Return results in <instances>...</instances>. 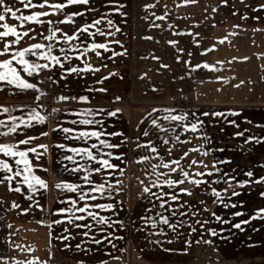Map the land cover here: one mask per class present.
<instances>
[{"label":"crops","instance_id":"0c3cea01","mask_svg":"<svg viewBox=\"0 0 264 264\" xmlns=\"http://www.w3.org/2000/svg\"><path fill=\"white\" fill-rule=\"evenodd\" d=\"M9 2L11 3V0ZM50 2H56V0H50ZM119 2L126 5L122 11L127 15L122 17L119 13L114 12L112 14L110 18L121 31L115 36L107 37V39L119 40L120 45L113 44L111 47L117 53L126 52V54L101 60L89 50L82 59H87L93 67H98L100 69L98 72L86 71L80 73L79 76L67 75L66 78L60 79V70L57 68L52 73H41L38 78L42 81L38 87L44 95L61 92L69 97L86 95L89 100L79 102L70 99L68 103L54 106L52 110L55 108L59 111L53 112L51 110L49 114H46L40 107L37 111L46 117V122L34 124L32 128L26 129L29 135L47 132L46 136H40L31 145H27L28 147L37 144L48 145L47 154L39 162L48 171L43 172L38 168L34 169L35 174L49 185L47 192L40 190L39 193L34 194V199L44 205L46 211H40L33 205L29 212H21V209L32 204V201L26 199V186L20 185L22 191L17 193L9 190V182L0 183V193L8 201L19 205V208H10L7 253L18 261L31 260L33 257L42 261L47 257L50 258L51 255H56L70 264H77L78 261H82L83 264H98V261L101 260L105 261L106 264H205L207 261L213 264H264V219L257 218L250 220L246 225L242 224L243 231L232 227L240 220H247L256 209L264 208V198L259 195L260 192H264V183H253L243 189L235 188V186L230 188L229 195L233 190L241 192L240 196L232 197L233 201L242 200L244 202L243 207L238 206L236 208H224L220 204H213L212 201L215 198L203 185L200 188H194L188 183L179 185L178 187H185L192 191L191 196L178 193L180 202L187 201L189 205L199 209L196 216L184 217L193 224V227L197 228V232L188 235L187 227L181 228L179 230L181 235L175 238L172 244H168L165 242L166 239H172L174 236L170 230L166 237L154 236L151 234L153 230L150 225L144 224L141 220V217L151 214L145 209L152 207L154 201L150 202V198L141 199L138 197L141 184L137 177L147 185L149 179L145 177L144 173L150 171V165L158 163V161L153 159L135 162L140 156L152 155L146 148L136 147L137 143L148 139L156 142L158 151L164 155L165 160L179 158L189 148L202 143L195 138V134L184 133L180 139L184 140L191 136L193 137L191 143L170 145L172 151L171 157H169L166 151L169 146L161 145L156 140L155 129L149 127L146 119L144 123H140L145 117V113L150 112L153 107H174L192 111L242 109L240 117H228L230 120H236L239 127L228 124L221 118L202 117L206 121L204 131L212 140L211 144H204V149L223 148L225 151H212L208 155H202L201 152H189L181 164L186 167L187 162L195 158L196 160H203L205 164L211 166L214 159L226 157L231 160V163L219 167L223 171H232L237 179H249L244 175L249 170L253 172V178L264 176V167L261 166L264 165V142L250 141L247 144L244 143V140L250 135L264 136V128L255 126L257 123H264V10L251 11L256 5L264 4V0H228L227 5H221L220 0H196V3L187 5L180 4V0H158V2L157 0H119ZM145 4H155V7L145 10L143 8ZM165 5L167 6V17L163 20H154L150 13H154L156 16L163 15ZM13 6L21 8L19 4ZM82 7L69 6L66 11H76ZM213 7L217 8L216 12H212ZM34 10L47 11L46 8H21L25 15ZM233 11L236 12L235 15H232ZM245 13L249 19L241 20V15ZM97 15L98 13H87L84 18L77 17L75 18V26L78 27L85 20L90 22ZM145 16H148L147 20L143 18ZM252 16H260L261 19L253 20L251 19ZM41 19L55 21L63 19V14L58 13ZM153 22L161 25V27H149V24ZM7 23L18 24L19 22L9 18ZM169 24L172 25L171 28L168 27ZM233 25H239V27H233ZM58 26L69 34L74 28L72 24H60ZM28 27H34L37 33L43 30L45 35L47 34L46 24L39 26L26 23L24 28ZM100 27L105 31L109 30L105 28L103 23ZM254 29L260 30L254 31ZM180 32L184 34H174ZM197 33L199 35H196ZM57 35L59 34L57 33ZM143 37H152V39ZM11 38L8 37L7 39ZM81 39L85 40L86 43L90 42L86 36L81 37ZM94 39L97 42H103L105 37L95 36ZM168 40H175L178 43L173 46L166 43ZM220 40L223 42H219ZM194 41H199V44L197 45ZM34 42H40L38 34L35 40L23 37L18 47H26ZM44 43H48V41H44ZM212 45H215L214 50L203 51ZM177 48L184 51L177 53ZM189 53H191L190 56ZM102 55L107 57L110 56V53H103L102 51ZM177 55L180 56L179 62L176 60ZM153 56L159 59H153ZM243 57L248 59H242ZM185 60H190L192 65L208 62L216 65L220 70L211 71L200 68L187 75L189 69L184 65ZM217 61L224 63L222 65L217 64ZM71 63L83 67L80 61L75 58L72 59ZM102 64L106 67H101ZM162 64H166L168 67L162 68ZM110 72L116 73V75L108 76ZM49 75L52 76V81L56 82L48 80ZM102 76L108 78L97 83L96 81ZM217 76L227 78V83L222 80L217 81ZM240 81H244V83L240 84ZM249 81L251 82L249 83ZM233 85L239 86L234 87ZM153 86L157 89L156 91H152ZM99 88H104L106 91H88V89ZM217 89L220 91H216ZM36 95L37 93L33 90L22 92L5 84L4 88L0 90V105L6 107L7 112L0 113V120H6L9 115L20 116L28 110L27 108L20 109V105L36 107L37 102H34ZM116 95H128V103H109V99ZM180 98L185 99L186 102L193 101L194 103L177 104L176 101ZM83 108H103L106 110L119 108L121 110L115 117H108L101 113L89 118L102 119L106 125L104 127L105 132H122L123 137L102 138L108 139L111 143L123 141L120 148L112 151L125 154L123 161H112L120 164L123 168V175L116 174L109 178L110 182L116 179L122 181L119 187L123 191L113 193L111 200L105 197L96 201H88L90 204L111 203L113 200L118 202L112 211L95 210L101 215L109 217L113 221L112 227L105 226V232H99L96 228H92L87 237L82 233L88 229L68 225L66 221L61 224H51L49 227L51 221L62 219L64 215L53 214L54 209L69 207V198L78 200L76 192L58 190L52 186L59 181L82 184L79 177L83 175L80 172L64 171L60 167L56 162L57 159L61 155H71V153L58 149L54 145L85 146L83 141L65 139V133L53 129L57 128V124L74 130L95 127L71 123V121L79 119L78 115L74 113H78ZM244 117H248L252 123H246ZM209 120H212L213 123L209 124ZM6 122L10 123V121ZM144 128H149L150 135L148 137L141 135ZM244 129L248 130L244 136H234V133ZM68 135L71 136L72 133ZM124 137L127 139L125 140ZM21 138V135L10 133L7 136H0V144L15 143V140ZM94 142V139L90 140L89 144ZM19 147L24 148L26 146L19 145ZM38 151L43 150L38 149ZM0 159H8L11 163L10 158L4 157L2 153H0ZM76 159L83 163L79 157ZM64 163L68 168L74 166L68 161ZM91 166L96 167L98 165L92 164ZM200 170L203 171L202 168ZM160 171H164V169L161 168ZM4 175L7 174L0 172V177ZM173 175L175 178V174ZM91 178L96 182H102L100 174L93 173ZM19 179L20 177L14 178L11 181V187H16V181ZM84 187L88 186L84 185ZM213 187L219 189L225 185L216 184ZM152 190L156 191V189ZM200 200L204 201L203 205L199 203ZM120 201L123 203H119ZM83 203L84 201H79L77 207ZM205 207L208 209L206 212L203 211ZM185 210L191 211V209H181V211ZM235 211H243L244 215L233 217L231 213ZM212 212L226 220L227 223L214 220L211 215ZM176 219L179 220L181 217L177 216ZM198 219L208 221L205 228L216 229L219 235L210 236L206 231L200 229L195 223ZM38 221H43V223ZM117 221H122L123 226L121 227L116 223ZM76 223H91V220L85 216V220L76 221ZM66 227L69 230L68 233L63 231ZM221 229L223 231H220ZM107 232L112 233V237H109L112 239L111 244L104 240L99 245L92 242L94 238L106 236ZM69 233L71 234L70 239L57 238L62 235H69ZM113 237H120V239ZM221 237H227V239H221ZM186 239L192 241L187 253L164 251L160 244L154 243L155 240H160L163 248L182 249L185 246L183 241ZM205 240H211L212 244L203 243ZM196 241L201 242L196 243ZM77 244L80 245L79 249L76 247ZM64 245H68V247H64Z\"/></svg>","mask_w":264,"mask_h":264},{"label":"snow or ice","instance_id":"6c2138e0","mask_svg":"<svg viewBox=\"0 0 264 264\" xmlns=\"http://www.w3.org/2000/svg\"><path fill=\"white\" fill-rule=\"evenodd\" d=\"M158 2V0H157ZM189 3H196V0H180V4L187 5ZM19 4L23 9H47V11H31L30 14H23L21 8H16L13 5ZM221 5H227L228 0H220ZM69 6H83L80 10L76 11H66ZM126 5L119 2V0H56V2H50V0H0V90L4 88V85H11L20 91L33 90L37 93L35 96L34 102H38L41 99V96L44 95L41 92V89L38 87V84L42 83L38 78L41 73L48 72L52 73L55 69L60 70V79L66 78L67 75H77L80 73L90 71L98 72L100 69L98 67H93L87 59H82L86 53L90 50L96 57L103 59H111L117 55H124L126 52L117 53L111 47V45L116 44L120 45L119 40H108L107 37L115 36L121 31V29L115 24L113 19L110 17L112 14L119 13L120 16H126L127 13L123 12L122 9ZM179 6V5H177ZM155 7V4H145L143 8L145 10ZM165 10L163 15L156 16L154 13H150L154 17V20H163L167 17V6L165 5ZM245 7H248L245 5ZM103 9V10H102ZM264 10V4H258L256 7L252 8L251 11L257 12ZM217 8L213 7L212 12H216ZM58 13L63 14V19H57L53 21L52 19H41L42 17H50L52 15H57ZM87 13H98L97 16L93 17L91 21L85 20L78 27H76L77 17L84 18ZM236 12L233 11L232 15H235ZM11 18L15 21H18V24H9L7 20ZM145 20L148 19V16L143 17ZM207 18V17H206ZM241 20L249 19L247 13L241 15ZM253 20H260V16H252ZM47 25V34L45 35L44 31L41 30L39 33L36 32L34 27L24 28V25ZM104 24L105 28L109 29L105 31L100 27L101 24ZM60 24H72L74 26L73 30L69 34L64 31L58 25ZM215 26V25H213ZM149 27L160 28L161 25L156 23L149 24ZM169 28L172 27L171 24L168 25ZM233 27H239V25H233ZM19 29V30H18ZM94 29V31H93ZM260 29H254V31H259ZM31 33V35H29ZM57 33L59 35H57ZM37 34L40 36V42H34L28 44L26 47H18L23 37H28L30 40H35ZM178 35L184 34L183 32L174 33ZM196 35H199L198 33ZM89 38L90 42H85L81 37ZM101 36L105 37L103 42H97L94 37ZM12 37L11 39H7ZM145 39H152V37H143ZM48 41V43H44ZM197 45L199 41H194ZM219 42H223L220 40ZM166 43L175 46L178 42L175 40H168ZM122 47V45H121ZM215 49V45H212L210 48L204 49V52H208ZM103 53H110V56H103ZM177 53H182L184 50L181 48L176 49ZM189 56L191 53L188 54ZM32 57L34 59H30ZM80 61L83 67L79 65H74L71 63L72 59ZM153 59H159L158 57L153 56ZM236 59V58H233ZM242 59H248L243 57ZM177 62L180 61V56H176ZM223 61H217V64H223ZM184 65L189 69V72L186 73L190 75L191 71L196 69L204 68L211 71H218L216 65L209 64L208 62H201L195 65H192L190 60H185ZM101 67H106V65H101ZM162 68H167L168 65L162 64ZM23 74V75H22ZM116 75V73L110 72L108 76ZM30 78V79H29ZM82 78V77H81ZM108 77L102 76L97 83H101L103 80ZM142 78V77H141ZM48 80L52 81V76L47 77ZM183 79V77H180ZM217 81H223L227 83V78L217 76ZM35 81V82H32ZM56 82V81H52ZM251 81H249L250 83ZM203 83V81H201ZM244 81H240V84H243ZM238 87L239 85H233ZM157 89L153 86L152 91ZM88 91H106L104 88L99 89H88ZM216 91H220L217 89ZM60 101H67L69 99L87 102L89 97L86 95L80 96H64L61 95L58 97ZM117 100L120 97H116ZM41 105L36 104V107H29L26 105H20V109L27 108L26 112H23L20 116L9 115L6 117V120H0V136H7L10 133L21 135V139L15 140V143H5L0 144V153L4 157L10 158L11 163L8 159H0V172L6 173L0 177V183L9 182V190L20 193L22 191L20 185L26 186L27 193L26 199L32 201V204H29L27 208L21 209V212L27 213L32 209L33 205L38 208L40 211H46L44 205H41L38 201L34 199V194L43 190L47 192L48 183L41 179L40 176L35 174L34 169H40L43 172H47L48 169L44 167L40 162L42 157H44L48 152V145L37 144L35 146L28 147L33 141L39 139L40 136H46L47 132H40L39 135H29L26 129H30L34 124H43L46 122V117L41 115L38 108ZM53 112H58V109H53ZM121 110L119 108L106 110L103 108L92 109V108H83L78 113V120H73V124L81 125H92L95 127L83 128L80 130H74L70 128L61 127L60 124H57V128L53 129L60 130L65 133V139H74L81 140L85 146L81 147H72L66 144H56L54 147L62 149L66 152L71 153V155H61L57 159V163L64 171L71 172H80L83 173L79 179L82 181V184L71 183L66 181H59L55 183L52 187L58 190H68L76 192L78 196L77 199H71L69 207H60L53 210V214H64L62 219H56L50 222L51 224H61L63 221H66L68 225L75 227H83L88 229L82 235L85 237L90 235L92 228H96L99 232H105L107 226L108 228L112 227L113 221L105 215H101L100 212L95 211L96 209L102 211H112L117 206V201L113 200L111 203H88V201H96L97 199H107L111 200L113 193H120L123 191L119 185L122 184V181L116 179L114 181L109 180L110 177H113L116 174L123 175V168L120 164L113 163V160L123 161L124 153L114 152L113 149H118L121 147V143H111L108 139L102 137H123V133L119 131L105 132L104 127L105 122L97 120L94 118L104 113L108 117H115ZM242 109H226L225 111L217 110H207V111H192V110H181L174 107H153L150 112L145 113V117L140 121L144 123L145 119L150 128L155 129V138L160 142L161 145L169 146L166 148V151L171 157L172 148L170 145L175 143H191L193 137L189 136L184 140H181L180 137L184 133L191 132L195 134V138L202 141L201 144L196 147L189 148L188 151H185L179 158H171L165 160L164 155L158 151L157 144L154 140L148 139L141 143H137L136 147L146 148L152 155L150 156H140L135 161L137 163L143 161H151L153 159L157 160L158 163H153L150 165V171H145L144 175L149 179L147 185L144 184V181L139 180L141 184V191L138 193V197L141 199L150 198V202L154 201L152 207L145 209L146 212L151 213L146 217H141V220L146 225H150L151 232L154 236H167V232L170 230L174 236L172 239H166V243L172 244L174 239L181 235L180 229L187 227V234L191 235L192 233L197 232V228L193 227V224L184 219L186 216H196L199 209H196L194 206L189 205L187 201L180 202V196L178 193H182L187 196L192 195V191L185 187H178L185 183L193 185L194 188H200L202 185L211 193L215 198L213 199V204H220L224 208H236L238 206L243 207V201L237 200L233 201L232 197H238L241 195V192L233 190L230 195L228 194L229 189L239 188L243 189L245 186H249L253 183H264V176L254 177V174L251 170L246 171L244 175L249 179H237L235 174L232 171H223L219 166L230 164L231 160L228 158L223 159H214L211 166L205 164L203 160H196L193 158L187 162V166L181 164V161L188 156L189 152H201L202 155H208L212 151L223 152V148H207L204 149V144H211L212 140L205 131L206 121L202 117L209 118H221L226 123L239 127L237 121L228 119V117H240ZM7 112V108L0 105V113ZM156 114V115H153ZM246 123H252L248 117H244ZM10 121V123L6 122ZM209 124L213 123L212 120L208 121ZM256 127L264 128V123H257ZM179 129V132H177ZM247 129L243 131H237L234 133V136L240 137L244 136V133L247 132ZM72 133L71 136L68 134ZM141 135L148 137L150 135L149 128H144L141 132ZM95 140L94 143H90V140ZM126 140L127 138L124 137ZM139 139V138H137ZM250 141L260 143L264 142V136L258 137L255 135H250L247 139L244 140V143L247 144ZM19 145H25L26 147L20 148ZM42 149L43 151H38ZM203 150V151H202ZM31 154V156H30ZM79 157L80 163L77 161ZM65 161L71 162L74 166L68 168L64 163ZM92 164L98 166L92 167ZM264 167V165H261ZM164 171H160V169ZM203 169L201 171L200 169ZM15 169V170H14ZM100 174L102 182H96L91 177L92 174ZM175 174V178L174 175ZM20 177L16 181V187H11V181L14 178ZM224 184L225 187L216 188L213 185ZM38 185V187H37ZM87 185L88 187H84ZM152 189H156L153 191ZM259 195L264 198V192H260ZM79 201H84L82 205L77 207ZM176 202V203H173ZM119 203H123L120 201ZM201 205L204 204L203 200H200ZM12 207L19 208V205L15 202L12 203ZM181 209H191V211H181ZM203 211H208L205 207ZM79 213V215H77ZM212 218L220 223H227L226 220H223L215 212L211 213ZM233 217L243 216V211L232 212ZM85 216L90 218L91 223L77 224L76 221L85 220ZM179 216L181 219L177 220L176 217ZM257 218L264 219V208L256 209L247 220H240L239 222L232 225V227L243 231L241 228L242 224H248L250 220ZM43 223V221H38ZM121 227L123 226L122 221H117ZM195 223L199 226L200 229L206 231L210 236H218L219 232L213 228H205V225L208 223L206 220H196ZM10 227V225H8ZM142 230V229H141ZM65 233H68V228H64ZM220 231H223L221 229ZM71 234L62 235L57 237L58 239L67 240L70 239ZM111 232H107L106 236L100 238H94L93 243L99 245L102 240L106 241L108 244L112 243ZM114 239H120V237H113ZM221 239H227V237H221ZM201 241H196L200 243ZM154 243L160 244L162 250L164 251H179L187 253L188 247L191 245L192 241L184 240V247L182 249H171L163 248V245L160 240H155ZM203 243L212 244L211 240H205ZM68 247V245H64ZM77 249L80 248V245H76ZM113 247H115L113 245ZM215 250V249H213ZM31 251V249H29ZM123 251V249H121ZM113 259H119L118 257H112ZM0 262L3 264H8L7 257H0ZM12 264H46V262L39 261L38 258L33 257L31 260L18 261L13 260ZM77 264H83L82 261H78ZM98 264H106L105 261H98Z\"/></svg>","mask_w":264,"mask_h":264},{"label":"rangeland","instance_id":"374dc122","mask_svg":"<svg viewBox=\"0 0 264 264\" xmlns=\"http://www.w3.org/2000/svg\"><path fill=\"white\" fill-rule=\"evenodd\" d=\"M12 207V202L8 201L6 197L0 193V257H7L8 264H12L13 258L7 253V241H8V225L10 220V208ZM46 264H70L64 262L62 259L58 258L56 255H51L50 258H45L42 260ZM3 264V262H0Z\"/></svg>","mask_w":264,"mask_h":264},{"label":"built area","instance_id":"2783aa9c","mask_svg":"<svg viewBox=\"0 0 264 264\" xmlns=\"http://www.w3.org/2000/svg\"><path fill=\"white\" fill-rule=\"evenodd\" d=\"M61 95H64V94L61 92H55L51 95H43V96H41L40 101H38L37 103H39L41 105V107L43 108V110L45 111L46 114H49L54 106L70 102V99L67 101H60L58 99V97ZM64 96H67V95H64ZM117 96L120 97L119 100L116 99ZM128 101H129L128 95H116V96L110 98L108 102L111 104H119V103L127 104ZM176 103L177 104H186V103L187 104H193L194 102L193 101L192 102H186L185 99L180 98L176 101ZM44 220H46V219H44ZM205 264H213V263L210 261H207Z\"/></svg>","mask_w":264,"mask_h":264}]
</instances>
